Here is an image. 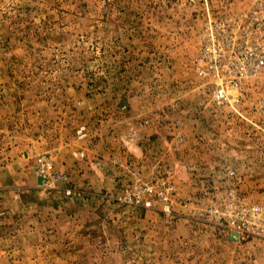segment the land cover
<instances>
[{
  "label": "rangeland",
  "instance_id": "374dc122",
  "mask_svg": "<svg viewBox=\"0 0 264 264\" xmlns=\"http://www.w3.org/2000/svg\"><path fill=\"white\" fill-rule=\"evenodd\" d=\"M256 1L0 0V264H264L209 214L264 206V79L233 110L192 69L201 27ZM151 180L171 215L117 201Z\"/></svg>",
  "mask_w": 264,
  "mask_h": 264
},
{
  "label": "built area",
  "instance_id": "2783aa9c",
  "mask_svg": "<svg viewBox=\"0 0 264 264\" xmlns=\"http://www.w3.org/2000/svg\"><path fill=\"white\" fill-rule=\"evenodd\" d=\"M192 69L199 82L207 86L214 105L238 110L246 87L264 79V1H256L248 10L227 13L206 22L199 32ZM77 133L80 138L84 135L82 129ZM137 135L134 130L130 138ZM226 172L229 177L235 176L232 169ZM39 173L52 188L55 183L67 180L65 174L54 170L50 158L41 161ZM64 194L71 196L78 192L65 187ZM124 194V198H117L118 202L146 208H153L158 202L161 212L166 216L172 214L175 189L167 180L138 181ZM209 214L238 238L254 235L264 239V206L251 198H239L230 192L223 206L210 208Z\"/></svg>",
  "mask_w": 264,
  "mask_h": 264
},
{
  "label": "crops",
  "instance_id": "0c3cea01",
  "mask_svg": "<svg viewBox=\"0 0 264 264\" xmlns=\"http://www.w3.org/2000/svg\"><path fill=\"white\" fill-rule=\"evenodd\" d=\"M205 155V154H204ZM206 156H209V155H206ZM202 160H207V161H213V160H216L215 157H208V158H203ZM98 189V188H97ZM96 189V190H97Z\"/></svg>",
  "mask_w": 264,
  "mask_h": 264
},
{
  "label": "water",
  "instance_id": "95a60500",
  "mask_svg": "<svg viewBox=\"0 0 264 264\" xmlns=\"http://www.w3.org/2000/svg\"><path fill=\"white\" fill-rule=\"evenodd\" d=\"M38 183H39V184L41 183V178H38Z\"/></svg>",
  "mask_w": 264,
  "mask_h": 264
}]
</instances>
